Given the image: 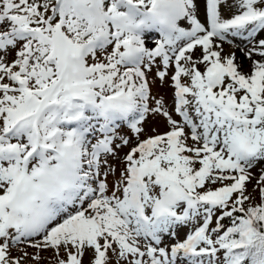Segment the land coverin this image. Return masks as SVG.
I'll use <instances>...</instances> for the list:
<instances>
[{"label":"snow or ice","instance_id":"obj_1","mask_svg":"<svg viewBox=\"0 0 264 264\" xmlns=\"http://www.w3.org/2000/svg\"><path fill=\"white\" fill-rule=\"evenodd\" d=\"M0 264H264V0H0Z\"/></svg>","mask_w":264,"mask_h":264},{"label":"rangeland","instance_id":"obj_2","mask_svg":"<svg viewBox=\"0 0 264 264\" xmlns=\"http://www.w3.org/2000/svg\"><path fill=\"white\" fill-rule=\"evenodd\" d=\"M239 56V53H238ZM247 69V64H245V70ZM154 93H159L163 95L169 102L171 101V88L165 84L164 86H160L159 81H157V84L153 88ZM149 126H156L163 130V123L159 120L150 121ZM126 151V150H125Z\"/></svg>","mask_w":264,"mask_h":264}]
</instances>
